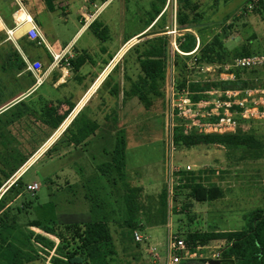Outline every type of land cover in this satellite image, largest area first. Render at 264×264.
<instances>
[{"label":"rangeland","instance_id":"374dc122","mask_svg":"<svg viewBox=\"0 0 264 264\" xmlns=\"http://www.w3.org/2000/svg\"><path fill=\"white\" fill-rule=\"evenodd\" d=\"M200 1L202 5L200 12L203 19L199 24H209L202 27L206 28L202 30L206 43L218 35L225 40L230 51H239V55L232 58L234 61L243 57H256L260 61L251 68L234 69L238 70L235 75L238 74L242 79L249 81L252 88L238 92L236 97L239 102L245 100L246 107L250 110L245 114L247 116L245 118L236 116L237 129L241 128L253 133L262 143V150L258 153L259 156H251L234 146L212 145L186 148L171 143V124L180 122L177 118L172 121V92L178 89L175 91L179 93L176 97L179 99L182 97L183 89H188L187 81L188 83H195L199 80L206 82L207 78L220 81V69L215 68V72L214 70L202 72L193 64L190 57L176 54L173 47L174 42L177 43L178 39L187 32L177 23L178 0L176 5L174 2L170 5L166 2L162 7L160 15L162 18L149 31H146V28L155 14L157 0H114L106 10L108 13L115 10L123 13L121 21H124L126 38L132 40L125 48L127 54L120 61L118 75L122 76V68L125 67L132 79L135 81L138 79L141 73L138 61L149 46V41L162 37L167 49L166 81L162 87L161 96H151L153 105L149 110L137 100L124 102L123 95L113 98L111 104L115 107L118 104L125 106V111H121L120 118L123 124L118 128L126 139L125 168L121 175L113 168L109 170L107 176L98 178V182L94 184L95 196L108 208L110 220H123L122 218L126 216L123 201L126 184L134 191L138 205L142 209L139 214L141 217L137 220L145 223L140 228L143 234L151 240L145 241L144 245L148 248L151 243L155 245L152 254L147 251L141 253L139 250L132 254L129 250L122 252V244H117L119 255L116 256L114 264H169L170 235H179L188 242V236L196 231L200 233L240 231L247 226L246 216L248 217L253 210L262 207L264 203V0ZM63 3L61 0L56 2V11L49 13L43 0H0V16L4 20L8 17L5 21L9 28H13L12 15L19 8V4H23L36 23L38 20L43 23V31L45 30L44 34L48 40L58 34L60 39L68 42L79 25H75L77 15L74 9L65 16ZM103 3L104 0H91L90 13H95ZM130 30L134 33L131 34ZM122 31V29L119 31L115 29L116 35L109 36L115 47L120 44L118 39L121 38ZM135 31L142 33L137 36ZM190 31L198 36L197 31ZM108 33L110 34L106 29L105 35L107 36ZM7 38L6 34L0 33V103L19 88L18 84L7 76L13 73L8 57L16 50L12 42H7ZM17 41L19 46L26 48L30 53L34 52L33 56L40 47L23 35H20ZM121 42L125 44L124 39ZM198 45L199 39L197 40ZM243 48L248 51V56H240ZM173 64H176V72L173 70ZM180 81H184L186 86H181ZM216 98L206 97L211 101ZM210 108H215V106L211 104ZM110 114L111 112L107 115ZM109 117L111 122L116 116L110 115ZM2 122L5 123V119H2ZM111 124L115 126V123L111 122ZM19 126L25 128L23 123ZM13 130L8 129L5 137H0V169H4L7 174L36 144L33 138L25 142L21 141V137L18 136L21 133L20 127H16L15 132ZM12 132L16 141L8 136ZM22 134L25 135L28 132L23 130ZM113 146L109 148L108 157L89 156L88 162L77 163L78 169L83 165L90 164L95 167L110 162ZM51 156L52 154L47 155L23 178L25 183L36 182L40 186V189L34 193L35 196L26 194L29 215L23 217V221L35 219L43 222L52 220L57 222L63 219L89 218L92 202L85 198V188L71 189L68 187L64 192L62 187L67 186L71 178L68 174L61 179L56 178L62 175L60 169L63 170L64 165H69L70 156H64L62 160L56 162L48 160ZM106 158L109 160L100 161ZM91 173L100 174L99 171L89 172ZM48 178L53 180V185L50 181L48 182ZM91 178L83 176L79 181L81 184L85 182L88 184ZM189 178H194L197 182L220 185L224 196L210 203H197L190 190L186 188ZM188 245L196 251L197 259L183 260L180 264H204L206 260L214 259V255L226 247L227 241L216 239ZM33 264L48 263L41 258Z\"/></svg>","mask_w":264,"mask_h":264},{"label":"trees","instance_id":"16d2710c","mask_svg":"<svg viewBox=\"0 0 264 264\" xmlns=\"http://www.w3.org/2000/svg\"><path fill=\"white\" fill-rule=\"evenodd\" d=\"M48 9L54 11L55 3L59 0H43ZM93 1V0H92ZM157 7L154 9V16L150 24L154 22V28L158 21L162 18V7L167 0H157ZM253 1V0H251ZM200 0H178L177 23L181 28H186L191 24H199L202 22V13ZM159 18V19H158ZM149 24V25H150ZM206 28L194 29L198 36L191 31H187L178 39L179 56L190 57L193 64L199 69L205 66H217L222 71L226 64L232 63L235 56L239 55V51H230L225 40L216 35L210 42L205 41L204 31ZM26 29H23L25 32ZM99 37L104 39L100 34ZM199 45L197 46V40ZM240 56H248L249 53L245 48ZM166 43L162 37H158L149 41V46L141 54L139 64L141 74L136 81L132 82L131 88L125 93V98L136 97L149 110L153 105L151 96H161V90L166 81L167 62H166ZM15 58L19 59L17 53L8 57V62ZM245 58V57H243ZM232 59V60H231ZM231 60V61H230ZM19 66L24 70L26 65L20 59ZM173 70L176 72V64H173ZM235 76L233 80H220L211 82L192 83L187 81L181 82V86H186L192 93V99L199 101L206 98L199 92L217 89L221 92L236 91L242 92L251 88V83L242 79L238 74V70L234 68L229 71ZM110 77V76H109ZM108 77V78H109ZM108 78L104 82H108ZM103 84V85H104ZM178 90V89H177ZM116 94L115 92L112 95ZM224 97V98H223ZM223 100L227 97L224 95ZM74 105L70 104L69 109L62 115L58 116L51 123L52 129L56 130L67 119L73 111ZM235 110H242L239 106L234 107ZM51 114H56L57 109H50ZM180 121V120H179ZM75 124H81L82 128L78 129L80 139H85L93 134L98 125L87 120L84 113H80L74 120ZM121 131H117L113 152L111 153V161L98 166L99 177L90 180L91 186L85 197L91 202V215L84 219H63L61 221L52 220L43 222L41 220H27L22 222V218L29 214L27 208L8 209L0 218V264H30L34 263L42 255H50V251L54 254L50 258L51 264H114L116 262L117 252L115 249L113 237L109 227L110 216L106 205L96 199V187L94 184L98 182V178H104L109 174L110 169H115L118 174H122L125 168L126 160V139ZM173 143L175 146H183L193 148L198 146H234L240 148L246 154L251 156H259L262 150V143L250 131L241 128L235 132L225 133H190L187 134L182 121L176 123L173 130ZM78 141V139H75ZM16 170L12 171L13 174ZM9 177V175H8ZM7 177V178H8ZM1 186V182H0ZM126 192L123 196L124 209L126 216L122 218L129 227H136L138 215L142 212L133 190L125 184ZM197 203L205 204L221 199L224 196L222 187L216 183L206 184L203 181H195L194 178L187 179V185ZM3 203L0 202V210ZM29 204H27V207ZM23 216V217H22ZM247 226L240 231L224 232V233H200L198 231L188 236V244H197L198 242H207L209 240H225L226 247L221 252V260L227 264H264V203L263 206L253 210L248 217L246 216ZM30 227H36L43 230L46 234L52 235L58 239V244L46 237L35 234ZM40 250V251H39Z\"/></svg>","mask_w":264,"mask_h":264},{"label":"crops","instance_id":"0c3cea01","mask_svg":"<svg viewBox=\"0 0 264 264\" xmlns=\"http://www.w3.org/2000/svg\"><path fill=\"white\" fill-rule=\"evenodd\" d=\"M61 1H63V5H65V16L70 14L74 9L77 15L75 25H79L68 42L60 39L58 34H56L53 39L48 40L47 36L44 34L45 30L43 31V23L40 22V20H38L37 25L44 36L46 46H40L35 52L36 56L32 55L34 52L30 53L26 48L19 46V43L16 46L7 38V42H12L16 47V50L14 49L16 52L13 51L11 55L13 56L15 53L19 55L18 60L13 58L12 61L9 62L13 73L7 76L9 79L16 82L19 88L0 103V137H5L8 129H14L13 132H15L16 127H20L21 133H19L18 136L21 137V141L25 142L27 139L31 140V138H33L36 144L30 152L17 162L18 164L16 163V166L10 169L9 174L5 173L4 169H0V202L3 203L2 209L0 210V218L8 209H29V207L26 206L28 204L25 199L26 194L35 196L34 193L40 189V186L37 191H29L27 186L36 182L25 183L23 178L34 166L49 154H52V156L48 158L51 162L62 160V158L67 155L70 156L69 165H64L63 170L60 169L62 175L56 176L57 179H61L64 175L68 174L71 178L67 186H61L62 190L65 192L68 187L71 189L74 187H83L85 188L86 194L88 186L92 184L90 182H88V184H86V182L85 184H81L79 180L83 176L92 177L91 179L99 177L100 174H89L91 171L98 172V166L94 167L89 164L83 165L78 169L77 163L83 161L88 162L89 156L108 157L110 155L109 148L114 145L116 132L123 124L120 120L121 111H125V106L122 107L118 104L117 107H115L111 105L113 103V98L123 95L124 102H131L132 100L140 102L136 97L125 98V93L130 90L132 82L135 81L127 73L126 68H122V76L117 74L120 61L127 54V49L125 48L132 41L126 38L127 33L123 24L124 21H121L123 13L118 10L108 13L106 10L108 5L97 13L94 22L90 26H84V20L88 15L92 14L89 9L91 0ZM48 11L52 13L55 12L56 9L54 11L49 9ZM5 20H8V17H5ZM5 20L0 16V28L2 26L4 27V25L8 26ZM153 25L154 22L146 28V31L152 30ZM106 29L110 32L107 36L105 35ZM115 29L118 31L120 29L123 30L121 38L118 36V40L120 41L118 47L112 45V38L109 37L115 34ZM130 32H132L131 34L134 33L133 30H130ZM136 32L137 36L142 33L135 31V33ZM0 33L5 34L4 31L1 30ZM23 33V30L17 31L15 38L18 39ZM99 34L104 39H101ZM122 39L125 40V44H122ZM41 50H43V52ZM65 50H67V54L60 64L52 70H47L52 62L50 51L53 53H62ZM24 55L31 61L39 60L43 63V72L47 71L45 75L41 72V75L44 77L41 82L37 83L33 74L26 72L25 69L21 70L19 66H12L15 63L19 65L20 59L24 62ZM138 65L140 66L139 61ZM220 74H222V71H219V75ZM107 78L108 82L104 84ZM127 82L129 83L128 85ZM121 84L123 85L122 87ZM113 92L116 94L112 95ZM70 104L74 105L73 111L59 128L53 130L51 123L55 121L58 116L66 112ZM133 107H135V105H133ZM55 108L57 109V113L51 114L49 110ZM81 112L84 113L85 119L91 120L98 125L97 130L85 139H80L78 136V129L82 128L81 124L73 123ZM109 112H111L110 115L116 116L113 118L111 117V122L115 123V126H112L109 120L110 115H107ZM2 119H5V123L2 122ZM116 121H118L119 124ZM22 123L25 128L19 126ZM23 130H26L28 134L23 135ZM13 132L8 136L13 137L15 140ZM75 139H78V141H75ZM107 160L109 159L106 158L100 161L104 162ZM14 170L16 171L11 174ZM79 172L84 174L82 175ZM49 181L53 185V180L51 178H48V182ZM51 194L54 195L55 193ZM138 217L141 216L138 215ZM22 222H25L23 218ZM135 223L136 227L131 228L124 220L116 219L109 222L117 255H119V246L117 244H122V252L124 250L126 252L129 250L132 254L135 253L136 250H139L141 253L147 251L152 254L154 252H152V249L155 245L151 243L149 248L144 245L145 241H151L149 237L143 234L140 228L145 225V223H140L138 220H136ZM30 230L35 232V234H40L53 241L55 245L58 244V239L56 237L46 234L43 230L36 227H30ZM135 231L144 235V242H136L134 239ZM49 253L50 255L48 256L40 252L44 262L51 264L50 258L54 254V251L52 250ZM39 260H41V258Z\"/></svg>","mask_w":264,"mask_h":264},{"label":"built area","instance_id":"2783aa9c","mask_svg":"<svg viewBox=\"0 0 264 264\" xmlns=\"http://www.w3.org/2000/svg\"><path fill=\"white\" fill-rule=\"evenodd\" d=\"M114 0H104L102 6L93 14H90L84 20V26H90L96 16L97 13L110 5ZM171 2H174L176 5L177 0H167L168 5ZM12 20L14 27L9 28L4 25L0 28L1 31L7 35L8 40H11L16 46L18 44L17 38H15V34L19 30H23L26 28L25 32L22 34L24 37H27L30 41L36 43L38 46H43L45 44L44 36L40 31L34 17L30 14V12L26 9L23 4H19V8L13 13ZM174 50L180 54V50L178 49V45L174 42ZM52 62L48 66L47 70L54 69L63 58L67 54V50L62 53H53L50 51ZM24 63L26 65L25 71L32 73L35 77L37 83L41 82L44 77L41 75V72L44 70V65L39 60L31 61L26 55L23 56ZM260 62L256 57H247V58H238L233 61L231 64H226L222 68V74H220L219 80H233L234 75L230 74L229 71L232 68H251L256 66V64ZM215 68L217 66H208L203 67L202 72H210V70L216 71ZM46 70V71H47ZM45 71V72H46ZM45 72L43 74L45 75ZM212 80L206 79V82H211ZM205 82V81H201ZM177 90V89H175ZM172 92V101H171V116L172 121L176 118L182 121L183 126L187 134L196 132V133H225V132H235L238 127V123L236 121V116L247 117L245 114L250 110L246 107V101L243 100L241 102L237 101L236 97L238 92L236 91H226L221 92L217 89H211L209 91L199 92V94H203L206 97H217L214 101L209 99H201L199 101H194L192 99L193 93L188 89H183L182 97L176 99L179 96V93L176 91ZM178 91V90H177ZM227 97L226 100L221 99L222 95ZM211 104L215 106V108H210ZM170 106V105H169ZM240 106L242 109L235 110L234 107ZM175 118V119H174ZM208 119V120H206ZM172 126V137L173 130L176 124L173 122ZM171 137V143H173V139ZM39 185L37 183L31 184L27 186L29 191H37ZM134 239L136 242H144L145 237L140 232L135 231ZM155 249H152V252ZM168 251L171 254L169 264H180L183 260L191 261L197 259L196 251H193L192 248L188 245V243L181 236L172 234L169 237L168 243ZM221 252L219 251L214 255V259H220Z\"/></svg>","mask_w":264,"mask_h":264},{"label":"water","instance_id":"95a60500","mask_svg":"<svg viewBox=\"0 0 264 264\" xmlns=\"http://www.w3.org/2000/svg\"><path fill=\"white\" fill-rule=\"evenodd\" d=\"M209 25L208 23H203V24H197V25H190L185 28V30L190 31L198 28H202ZM204 264H224L221 260L219 259H211V260H206Z\"/></svg>","mask_w":264,"mask_h":264},{"label":"flooded vegetation","instance_id":"af4514ba","mask_svg":"<svg viewBox=\"0 0 264 264\" xmlns=\"http://www.w3.org/2000/svg\"><path fill=\"white\" fill-rule=\"evenodd\" d=\"M219 260H221V259H219ZM222 261V260H221Z\"/></svg>","mask_w":264,"mask_h":264}]
</instances>
